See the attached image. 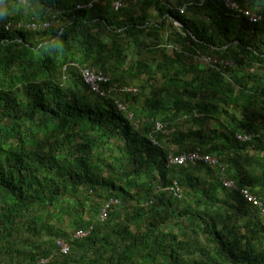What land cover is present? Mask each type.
<instances>
[{"label":"trees","instance_id":"1","mask_svg":"<svg viewBox=\"0 0 264 264\" xmlns=\"http://www.w3.org/2000/svg\"><path fill=\"white\" fill-rule=\"evenodd\" d=\"M115 1L0 0V264H264V215L240 195L264 207V0H236L255 23L224 0ZM82 68L117 92H91ZM142 72L160 78L143 105ZM178 116L172 154L222 167L169 164Z\"/></svg>","mask_w":264,"mask_h":264},{"label":"built area","instance_id":"2","mask_svg":"<svg viewBox=\"0 0 264 264\" xmlns=\"http://www.w3.org/2000/svg\"><path fill=\"white\" fill-rule=\"evenodd\" d=\"M100 0H88V2L86 4L83 5H79L78 8H82L84 6H87L88 8H91L93 6V4L98 3ZM225 1V5L231 9V10H235L238 12L243 13L244 16H246L250 22L255 23V22H259L261 20V17L245 8H241V6L239 5V3L236 0H224ZM113 7L115 10H117L119 7H121V2L119 0L115 1L113 3ZM48 24H45L44 27H47ZM26 28H30V29H35V25H29ZM206 62H211V60L209 58L205 59ZM81 77H82V81L84 82V84L91 90V92L95 93V94H99L100 96H105V95H109L112 91L117 92V90L113 89V88H108L107 90L103 89V85H107L108 84V77L105 76L104 74H102L100 71L91 69V68H82L81 70ZM128 91H132L131 88L128 89ZM134 92L136 91V89L133 90ZM115 104L117 105V108L120 111L126 112V107L120 103V102H115ZM129 118H131V115H129ZM155 130L156 131H165V126L160 123V122H155ZM238 139L241 140H246L249 139L250 136H242V135H238L237 136ZM168 162L170 165H178V166H184L187 164H196L199 162H203L206 163L207 165L213 166V167H222L219 164V161L212 157L209 156L207 154H201L199 151L194 150L191 151L190 153H182L179 155H174L172 153L168 154ZM221 169V168H219ZM224 168H222L221 170H223ZM172 186L167 187L165 190H168L169 192L173 193L174 195H178L179 192V187L176 183L172 182ZM223 184V187L225 188H235V184H233L232 180H228V179H224L223 182H221ZM240 195L243 197V199L248 202V203H252L253 205H255L256 207L259 208L260 212L262 215H264V207L262 206V203L253 195L250 193V191L248 190V188H241L240 189ZM118 203L117 199L114 198H109L108 200L104 201V203L101 205L100 207V211H99V220L104 221L107 217V212L110 210L111 207H113L114 205H116ZM91 231V228L89 230H78L74 233L73 238L74 239H82L84 237H86L89 232ZM57 247L60 251V253L62 254H68V252L70 251V247L69 245L63 241V240H58L57 241Z\"/></svg>","mask_w":264,"mask_h":264},{"label":"rangeland","instance_id":"3","mask_svg":"<svg viewBox=\"0 0 264 264\" xmlns=\"http://www.w3.org/2000/svg\"><path fill=\"white\" fill-rule=\"evenodd\" d=\"M163 2L169 1V0H162ZM172 2H174V0H171ZM138 11H142L140 9V7L137 8ZM138 58L136 57H130L128 60V64L129 66L131 65H135L136 60ZM159 80L160 78L158 76H156L154 79L148 80V74L146 72H142L140 74V76L134 78L131 80L132 84H134L135 87H137L140 91V95L137 97V101L139 104L143 105L144 103H146L147 99L150 98L151 93L154 92V90L159 88ZM128 107V106H127ZM132 114V113H131ZM183 116H178L174 121L176 124V126H173L171 128V132L165 136H163V141H165V143L167 144V148L172 151L170 153H173L175 151H177L178 147H175L174 145L170 144L171 138L173 137L174 134H176L177 132L180 131H184L189 129L191 123H186L184 121H182ZM137 118L142 121L143 124H148L147 119L143 116V115H137ZM195 124H193L194 126ZM205 129V133H208L209 131L213 130L215 127H217V125L213 124L212 122H209L208 126L206 127L205 125L203 126ZM194 129H197V127H194ZM221 130V128L219 129ZM183 153H189V152H183ZM107 154V153H106ZM111 161V160H109ZM194 174H196L200 179H202L205 174L202 171H199L198 169H196L194 171ZM170 179H172V176L169 174ZM184 194L186 195V190L183 189ZM131 208V207H130ZM128 212L131 213V209L127 210ZM87 212H85L86 214ZM62 227L63 229H66V225H64V223H55V228H59ZM70 232H72V230H68ZM44 238L47 239L46 234L44 235Z\"/></svg>","mask_w":264,"mask_h":264},{"label":"clouds","instance_id":"4","mask_svg":"<svg viewBox=\"0 0 264 264\" xmlns=\"http://www.w3.org/2000/svg\"><path fill=\"white\" fill-rule=\"evenodd\" d=\"M123 104V103H122ZM127 110V109H126ZM83 230V229H82Z\"/></svg>","mask_w":264,"mask_h":264}]
</instances>
